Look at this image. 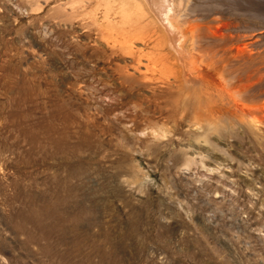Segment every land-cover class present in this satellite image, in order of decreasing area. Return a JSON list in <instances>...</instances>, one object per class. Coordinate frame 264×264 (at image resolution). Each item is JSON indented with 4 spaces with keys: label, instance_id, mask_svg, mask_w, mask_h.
Returning <instances> with one entry per match:
<instances>
[{
    "label": "rangeland",
    "instance_id": "1",
    "mask_svg": "<svg viewBox=\"0 0 264 264\" xmlns=\"http://www.w3.org/2000/svg\"><path fill=\"white\" fill-rule=\"evenodd\" d=\"M123 1L0 0V264H264V0H188L204 84Z\"/></svg>",
    "mask_w": 264,
    "mask_h": 264
},
{
    "label": "bare ground",
    "instance_id": "2",
    "mask_svg": "<svg viewBox=\"0 0 264 264\" xmlns=\"http://www.w3.org/2000/svg\"><path fill=\"white\" fill-rule=\"evenodd\" d=\"M138 2L139 4L136 3L138 5H135L133 1L134 6L128 2L131 6H126L125 4L120 8L121 29L129 25L130 28L132 27L137 32L139 25L143 24L145 17H147L150 19V23L152 22L154 26L162 30L160 32L162 33L163 42L177 53L181 60L179 62L182 63L186 80L192 84H204L203 75L205 74L202 75L201 73V70H203L201 69L202 66L199 68L198 53L187 50V45L190 41V33L188 32L195 28L182 22V11L187 7L188 0H138ZM142 28L140 29L142 30ZM134 34H130V37ZM135 37L132 36L131 38L135 39Z\"/></svg>",
    "mask_w": 264,
    "mask_h": 264
}]
</instances>
